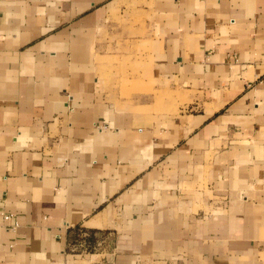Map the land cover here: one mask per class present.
<instances>
[{"label":"crops","instance_id":"0c3cea01","mask_svg":"<svg viewBox=\"0 0 264 264\" xmlns=\"http://www.w3.org/2000/svg\"><path fill=\"white\" fill-rule=\"evenodd\" d=\"M0 264H264V0H0Z\"/></svg>","mask_w":264,"mask_h":264},{"label":"built area","instance_id":"2783aa9c","mask_svg":"<svg viewBox=\"0 0 264 264\" xmlns=\"http://www.w3.org/2000/svg\"><path fill=\"white\" fill-rule=\"evenodd\" d=\"M3 220L4 221H8L9 220V216H5V217H3ZM16 224H12L10 227H9V229L11 230V231H13V230H15V228H16Z\"/></svg>","mask_w":264,"mask_h":264}]
</instances>
